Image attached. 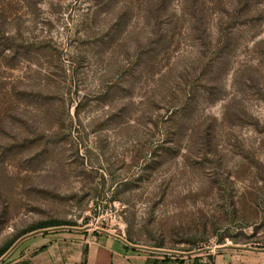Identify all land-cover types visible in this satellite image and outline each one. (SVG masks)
<instances>
[{"label":"rangeland","instance_id":"obj_1","mask_svg":"<svg viewBox=\"0 0 264 264\" xmlns=\"http://www.w3.org/2000/svg\"><path fill=\"white\" fill-rule=\"evenodd\" d=\"M103 230L264 264V0H0V264Z\"/></svg>","mask_w":264,"mask_h":264},{"label":"crops","instance_id":"obj_2","mask_svg":"<svg viewBox=\"0 0 264 264\" xmlns=\"http://www.w3.org/2000/svg\"><path fill=\"white\" fill-rule=\"evenodd\" d=\"M29 246L31 252L20 258L28 264H167L159 256L150 255L146 246L114 233H44Z\"/></svg>","mask_w":264,"mask_h":264},{"label":"trees","instance_id":"obj_3","mask_svg":"<svg viewBox=\"0 0 264 264\" xmlns=\"http://www.w3.org/2000/svg\"><path fill=\"white\" fill-rule=\"evenodd\" d=\"M61 224H64V223L59 222V221L40 222L35 228L31 229L30 231L35 230V229H39V228H46V227H52V226H56V225H61ZM11 245L12 244L10 243L5 248L0 250V257L9 249V247ZM20 264H28V261H22ZM155 264H157V262Z\"/></svg>","mask_w":264,"mask_h":264},{"label":"built area","instance_id":"obj_4","mask_svg":"<svg viewBox=\"0 0 264 264\" xmlns=\"http://www.w3.org/2000/svg\"><path fill=\"white\" fill-rule=\"evenodd\" d=\"M101 232H103V233H108V234H113V233H110V232H108V231H101ZM120 234H114V236H117V237H121V236H123V235H121V236H119Z\"/></svg>","mask_w":264,"mask_h":264}]
</instances>
